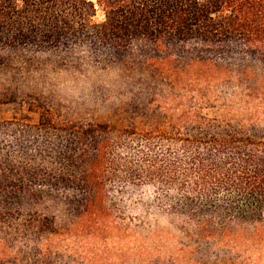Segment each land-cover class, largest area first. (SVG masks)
<instances>
[{
  "label": "trees",
  "instance_id": "obj_1",
  "mask_svg": "<svg viewBox=\"0 0 264 264\" xmlns=\"http://www.w3.org/2000/svg\"><path fill=\"white\" fill-rule=\"evenodd\" d=\"M64 79L147 126L63 114L47 88ZM7 107L0 264H55V242L89 234L90 215L234 226L250 243L221 264H264V0H0Z\"/></svg>",
  "mask_w": 264,
  "mask_h": 264
},
{
  "label": "rangeland",
  "instance_id": "obj_2",
  "mask_svg": "<svg viewBox=\"0 0 264 264\" xmlns=\"http://www.w3.org/2000/svg\"><path fill=\"white\" fill-rule=\"evenodd\" d=\"M102 17L99 12L97 20ZM69 80L56 81L53 86L50 84L47 88L52 89L54 95L59 98L60 112L63 114L72 118L91 117L96 122H111L118 126H147L144 121L142 124L131 123L127 117H115L112 112L117 110L120 100L105 94L99 95L96 90H92V83ZM106 89L113 90V86L108 84ZM243 89L244 87L233 90L239 93ZM233 90L230 92H236ZM238 97L235 96L234 100ZM83 105L85 107H82ZM12 114L10 107L0 108V119ZM55 204L59 205L57 207L61 213L65 211L59 201ZM52 206L51 204L50 207ZM87 219H90L92 224L89 234L63 237L55 242V264H221L223 260L227 261L236 256L234 253L238 250L234 247L238 241L250 243L244 239L251 232L242 229L238 234L234 226L227 231L226 236H222L223 231H200L192 225L184 227L173 224L167 218L154 221L148 227L146 225L130 230L125 229L120 220L111 224L112 219L106 218L98 226L95 223L100 219L98 216L90 215ZM263 247L258 246L260 249Z\"/></svg>",
  "mask_w": 264,
  "mask_h": 264
}]
</instances>
